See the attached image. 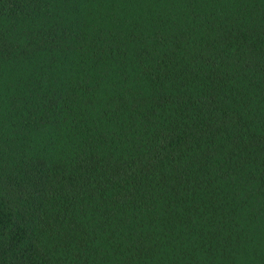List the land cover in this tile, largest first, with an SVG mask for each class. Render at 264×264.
Returning <instances> with one entry per match:
<instances>
[{
    "label": "trees",
    "instance_id": "16d2710c",
    "mask_svg": "<svg viewBox=\"0 0 264 264\" xmlns=\"http://www.w3.org/2000/svg\"><path fill=\"white\" fill-rule=\"evenodd\" d=\"M0 264H264V0H0Z\"/></svg>",
    "mask_w": 264,
    "mask_h": 264
}]
</instances>
